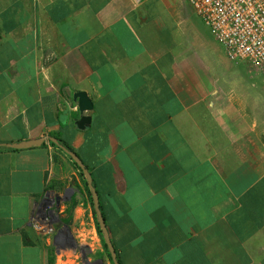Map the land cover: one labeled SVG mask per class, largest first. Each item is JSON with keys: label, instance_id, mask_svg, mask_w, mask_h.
Segmentation results:
<instances>
[{"label": "crops", "instance_id": "obj_1", "mask_svg": "<svg viewBox=\"0 0 264 264\" xmlns=\"http://www.w3.org/2000/svg\"><path fill=\"white\" fill-rule=\"evenodd\" d=\"M189 7L0 0V144L63 139L121 264H264V77L183 36ZM85 181L48 138L0 146V264H111Z\"/></svg>", "mask_w": 264, "mask_h": 264}, {"label": "built area", "instance_id": "obj_2", "mask_svg": "<svg viewBox=\"0 0 264 264\" xmlns=\"http://www.w3.org/2000/svg\"><path fill=\"white\" fill-rule=\"evenodd\" d=\"M234 63L264 77V0H186Z\"/></svg>", "mask_w": 264, "mask_h": 264}, {"label": "water", "instance_id": "obj_3", "mask_svg": "<svg viewBox=\"0 0 264 264\" xmlns=\"http://www.w3.org/2000/svg\"><path fill=\"white\" fill-rule=\"evenodd\" d=\"M73 98L75 101H77V107L81 113L80 118L76 121V126L79 129H84L86 126L90 124L91 118L89 115L85 114L86 111H89L92 109L93 104L91 99L88 97L87 93L84 91H78L75 92L73 95ZM49 139L51 142H53L56 146H58L65 154H67L73 162L77 164V166L81 169L86 182L88 184V187L90 189V192L92 194L93 199V205L97 217V221L101 230V233L103 235L104 241L107 245L108 251L110 253L111 259L113 264H119L117 261V255L115 248L112 244V241L109 236V232L107 230V226L105 223V219L102 215L101 209L99 207V196L98 193L93 185L92 176L88 168L84 165L82 160L79 158V156L72 150L67 149L65 146L59 143L58 139L53 136H42L36 139H30V140H24L18 143H5L0 144V146H6L8 148H15V149H23V148H29L34 145H40L42 144L46 139ZM94 264H103L102 260L98 259Z\"/></svg>", "mask_w": 264, "mask_h": 264}, {"label": "rangeland", "instance_id": "obj_4", "mask_svg": "<svg viewBox=\"0 0 264 264\" xmlns=\"http://www.w3.org/2000/svg\"><path fill=\"white\" fill-rule=\"evenodd\" d=\"M188 11L192 12V9H190V7L188 8ZM188 14V12H187ZM180 29L183 32V36L186 35L189 37L190 33H203L207 36V40H213L218 46L217 48L219 49V51L222 50L221 46L217 43V41H215L213 35L210 33V31L206 28V26L202 23V21H200V18L193 12L192 14L186 16V9H185V13L183 14V20L182 23L180 24ZM199 51H201L202 57L204 58H208L211 59L212 57V53L211 50H205V49H200ZM71 262V264H77V261L73 260V259H69Z\"/></svg>", "mask_w": 264, "mask_h": 264}, {"label": "trees", "instance_id": "obj_5", "mask_svg": "<svg viewBox=\"0 0 264 264\" xmlns=\"http://www.w3.org/2000/svg\"><path fill=\"white\" fill-rule=\"evenodd\" d=\"M53 137L57 138L58 141H59V143L62 144L63 146H65L67 149L73 151V149H72V148H71V147H70V146H69V145H68L63 139H61L59 136H55V135H53ZM50 144H51L52 146H55V147H56V145H55L53 142H51V141H50ZM76 154H77V153H76ZM71 160H72V159H71ZM72 163H73L74 166L80 171L81 176H83V173H82L81 169L77 166V164H76L75 162H73V160H72ZM88 170H89V169H88ZM85 184H86V181H85ZM86 189H87L88 195H89V197H90V200H91V202H92V194H91L90 189L88 188V185H87V184H86ZM100 209H101V208H100ZM97 229H98V233H99V235H100V237H101V240H102V243H103L104 251L106 252L107 257H108L109 261L111 262V264H113L112 259H111V256H110V253H109L108 248H107V245H106V243H105V241H104V238H103V235H102V233H101V230H100V227H99L98 222H97ZM54 259H55L54 256L50 257V259H49V260H50V264H53V263H54ZM117 261H118L119 264H121L118 255H117Z\"/></svg>", "mask_w": 264, "mask_h": 264}]
</instances>
